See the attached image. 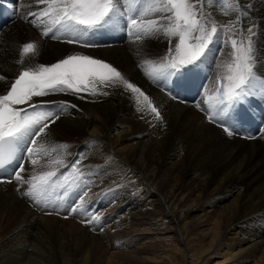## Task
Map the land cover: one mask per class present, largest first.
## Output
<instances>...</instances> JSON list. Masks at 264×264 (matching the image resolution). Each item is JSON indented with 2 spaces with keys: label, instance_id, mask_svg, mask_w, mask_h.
Here are the masks:
<instances>
[{
  "label": "bare ground",
  "instance_id": "obj_1",
  "mask_svg": "<svg viewBox=\"0 0 264 264\" xmlns=\"http://www.w3.org/2000/svg\"><path fill=\"white\" fill-rule=\"evenodd\" d=\"M14 2L21 15L43 7L35 0ZM232 2L238 8L235 12L227 8ZM197 6L218 27L238 16L236 28L243 35H247L249 28L255 33L254 73L258 83L252 89L253 95L245 100L250 99L254 105L258 122L242 132L235 131L232 136L223 131L219 121H209L207 105L203 103L206 95L200 89L207 82L209 89L217 85V77L224 73L223 61H230L232 49L227 37L233 35L239 39L235 34L219 32L210 45L206 63L196 72L194 85L189 88L187 77V86L169 91L170 82L149 78L145 75L147 66L143 64L146 59L160 60L171 47L169 38L161 34L158 38L136 41L129 35L123 19L118 27H107L102 35L99 31L94 34L90 31L86 37L88 46H83V42L65 43L67 37L59 33V39L41 37L39 30L44 26L34 27L31 23L35 17L29 23L18 18L2 29L0 75L6 77L9 85L23 67L17 63L21 45L35 42L38 52L26 58V64L50 65L74 54L109 63L149 97L161 119H155V114L146 107L138 111L137 94L120 84L104 87L98 83L100 93L107 92V95L67 92L33 98V102L65 101L70 105L60 110L55 120L78 131L64 164L70 166L79 161L83 180L91 188L113 187L125 177L126 187L119 193L117 205L126 209L129 219L121 236L110 234L104 228L100 231V224L92 221L69 233L66 240L46 226L48 219L31 216L34 210L31 212L32 208L23 199L25 187L0 189V264L41 263V253L35 250L34 242L43 246L57 263L68 254L72 264H109L102 258L115 240L123 241L124 246H133L137 239L142 242L145 230L151 232L150 240L157 237L160 247L167 249L158 253L152 248L130 252L126 249L123 258L127 264H167L175 261L181 250L188 251L190 257V252L200 254L214 247H221L226 264H264V222L259 224L264 221V91L259 86V82H264V0H201ZM124 29L128 33L120 35ZM116 34L119 38H114ZM5 90V81H0V94ZM54 108L55 105L47 104L38 110ZM55 123L49 125V130L55 129ZM36 139L37 145L47 149L60 145L46 133ZM29 144L22 148L24 169L32 159L46 161L52 153L30 158ZM15 162L1 170L0 176L4 177L20 164L17 159ZM59 168L64 171L68 167ZM0 183L5 186L9 182ZM123 258L121 255L118 260ZM190 262L183 259L179 263Z\"/></svg>",
  "mask_w": 264,
  "mask_h": 264
},
{
  "label": "snow or ice",
  "instance_id": "obj_2",
  "mask_svg": "<svg viewBox=\"0 0 264 264\" xmlns=\"http://www.w3.org/2000/svg\"><path fill=\"white\" fill-rule=\"evenodd\" d=\"M3 2L4 0H0V4ZM35 3L43 5L38 12L30 13L36 18L33 22L36 26H44L42 35L48 36L51 33L53 39L67 37L63 42L68 44L83 42V46H88L86 37L90 31L118 27L121 20L125 19L126 13L129 35L136 41L158 38L163 34L169 38L171 47L160 60L146 59L143 64L147 66L146 76L153 80L162 79L166 84L170 82L169 91L187 86V77L196 73L204 63L211 50L210 45L214 43L219 32L235 34L239 39L233 35L227 37L232 49L229 53L230 61L223 65L224 73L217 77L215 92L207 95L203 103L207 105L209 121H219L227 135L232 136L236 127L242 124L244 114L241 105L246 97L253 95L252 89L256 87L258 81L254 73L255 33L249 28L246 30L247 35H243L236 28L238 16L227 25L218 27L215 21L205 15L203 8L197 6L201 0H35ZM227 8L235 12L237 6L232 2ZM152 16L156 18H149ZM172 37H176V41H173ZM37 52V43L22 44L17 63L23 67L18 75L10 85L6 77L0 75V81H5L6 89L0 94V169H4L12 160L19 159L17 155L19 150L28 142L33 145L27 147L30 158L56 151L55 148L47 149L43 145H37L36 138L44 134L50 124L55 123L60 110L70 105L65 101L33 102V98L67 92L107 95V92L100 93L98 83L104 87L120 84L126 90L137 94L138 111H144L146 107L155 114V119H161L149 97L139 87L125 79L111 64L81 54L68 55L50 65L26 64V58L36 55ZM259 86L264 91V82H259ZM47 104H53L55 108L38 110ZM19 105L27 107H17ZM29 108L32 110L29 111ZM58 147L66 149L68 146L60 144ZM31 162L36 165L38 160L32 159ZM49 163L70 167V170L59 175L55 169L43 171L33 174L26 180L21 175L24 171L21 164L20 171L15 174L16 181L28 186L23 194L37 205L44 202L45 207L48 206V198L53 193L64 200L70 191L80 187L83 179V173L78 167L79 161L70 166L65 165L60 159ZM85 196L87 192L80 196V204L71 208L72 213L84 211ZM99 220L98 215H92L89 222Z\"/></svg>",
  "mask_w": 264,
  "mask_h": 264
},
{
  "label": "rangeland",
  "instance_id": "obj_3",
  "mask_svg": "<svg viewBox=\"0 0 264 264\" xmlns=\"http://www.w3.org/2000/svg\"><path fill=\"white\" fill-rule=\"evenodd\" d=\"M224 64H225V61H223V65ZM222 68L223 67L221 66L220 69H222ZM263 114H264V112H263ZM47 129H46L45 133H46V135H48V137L50 139H53L55 141L57 140V141L60 142V144L61 143L62 144H66L68 146V148L60 149L59 147H54L56 149V151H52L51 155L46 158V161H44L45 159L41 158V159H37L38 163L36 165H33L32 162H31L30 166H28L27 169L25 168L24 171H23V177H26L25 178L26 180L28 178H30L33 174H36V173H39V172H43V170L44 171L53 170V169L59 170L60 169L59 168L60 165H58V164L50 165L49 162L53 161L55 158H56V160L60 159L63 162H65L68 159L67 157H68V154H69V151H68L69 148H71V145L73 147V144H74V142H76L77 137H78V131L76 130V128L66 127L65 125L61 124L60 122H56L55 123V129L54 130H49V127ZM65 153H67V154L65 155ZM109 153L112 154V152H109ZM18 165H19V163H18ZM23 166L26 167L24 164H23ZM19 167H20V165H19ZM39 168H41V169H39ZM14 169H16V167H14ZM19 170H20V168H19ZM26 170L29 172V174H27L28 172ZM69 170H70V167H68L63 172L65 173V172H67ZM4 177H11V175H8V176L5 175ZM126 182H127L126 178L122 177V178H120L117 181V183L115 185H113V187L112 186L111 187H106L105 185H102V186H99V187L91 188V191L89 189H87V191H90L88 199L89 200H95V201H93L91 204L84 203L83 204L84 211H78V212H75V213L71 212L72 214L69 212V209H71L73 207V205H75V207H76L77 205L80 204V202L75 204L74 202L76 200H74V201H72V200L71 201H65L66 199L61 200V199H59L57 197L56 193L52 197L50 196L51 200L48 203L47 207L44 206V203H41L40 205H37L36 203L33 202L32 199H30L29 197H27L25 195H24L23 199H24L25 203L29 207L32 208L31 212L34 210L31 213V216L32 217L33 216H35V217H44V218L48 219L47 222L50 224V226H49V224H47L46 226L51 228V230H53V231H55V230L58 231L57 235L59 236V238H62V239L64 238V239L67 240L70 237L69 233L70 234L71 233H75L83 226L82 225L83 223H89V219H91V216H92L91 214L94 212V209H95L94 213L98 212V215H100L99 222H96V223H99L100 226L102 227V228H100V231H103V228H104V229L108 230L110 234H114V233L116 234L117 233V235L121 236L122 235L121 232H122V230L124 228V225L128 221L127 220L128 216L125 213L126 209H124L123 207H119V205H117V200H118V196H120L119 193L122 190L125 189ZM81 183H84V189L83 190L85 191V189H86V181H84L82 179ZM13 186H23V188L25 187L24 188V192L27 191V187H28L27 184H23L22 185V183L16 181L15 178H13L11 180V182L5 184V186L0 183V189L4 188V190L10 189ZM92 189H94V190H92ZM83 193H82V195H83ZM98 197H100V198H98ZM86 198L87 197L85 196L84 197V201H86ZM97 200L99 201V204L96 206ZM89 209H90V211L88 212L89 215H87V213H85V212L88 211ZM55 212H57V213H67V214H64V215L62 214L61 216L57 215V214H52V213H55ZM123 215H125V216L123 217ZM78 217H81V218H78ZM125 217H126V220H125ZM77 222L80 223L79 225H81V226H79L77 224ZM93 222H95V221H93ZM262 222H264V221H259V224L262 223ZM113 224H115V225H113ZM53 225H54V227H51ZM70 226H72V227H70ZM150 233L151 232H148L146 230L143 231V234L145 235V237H143L141 239L142 242H139L140 239H137L138 240L137 244L135 243V245H133V246H132V244L128 245V246H124L123 245V241L115 240V243L113 242L111 247L107 248L106 252H104V256H103L102 260L105 261V262L109 261V264H124L125 263L124 261H126V264H127V260L123 258V256H124L123 253H125L124 251L126 249H128L129 252H130L133 249L134 250H139L142 247L143 248H148V249L152 248L154 251H156V253L162 251L163 248L167 249V247H160V245L157 243V237H155V239H153V237H152L151 240H150L149 238L152 236V234L149 236ZM119 236H117V238ZM188 237H190L189 239H191L192 235H190ZM153 240H154V242H152ZM150 242H152V243H150ZM33 244L36 247L35 250H37L39 253H41V263H39V264H68V263L72 264V259H71V257L68 254H66L64 256V259L62 260L61 263H59V262L57 263V261L54 260L55 259L54 257L48 255V253L46 252V250L44 249L43 246H41L40 244L35 243V242ZM203 247H205V246H203ZM180 252L181 253H179V255H177L178 257H175L176 260L175 261L174 260L170 261L169 262L170 264H180L181 260L183 261V259L185 261H189V262L191 260L190 264H226V260H224L223 257L221 256V247L220 248L214 247V249H212V248H208L207 249L206 248L202 253H200V254L194 253V255H192L193 253L190 252V257L188 256L189 255L188 251L186 252V250H181ZM133 254H135V252H133ZM121 255H122V258L124 260L119 261L118 257L121 256ZM169 263H167V264H169ZM129 264H132V263H129Z\"/></svg>",
  "mask_w": 264,
  "mask_h": 264
}]
</instances>
